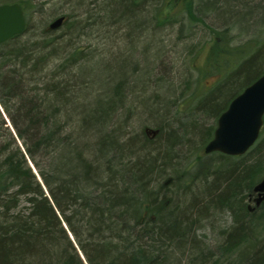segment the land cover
Instances as JSON below:
<instances>
[{"label": "trees", "instance_id": "16d2710c", "mask_svg": "<svg viewBox=\"0 0 264 264\" xmlns=\"http://www.w3.org/2000/svg\"><path fill=\"white\" fill-rule=\"evenodd\" d=\"M13 2L27 24L0 43V104L14 127L0 109V264H264V236H254L264 224L254 190L264 178V125L242 155L204 150L220 114L264 73V42L232 46L227 29L264 19V0L208 1L227 24L198 48L208 52L201 77L215 79L186 107L150 59L177 24L188 20L191 40L209 27L194 0H183L182 20L160 0H81L73 6L82 17L62 12L51 20L65 16L59 28L40 30L31 26L39 6L2 0ZM93 24L110 37L112 24L126 33L113 38L114 56L85 64V46L73 40ZM226 213L231 225L208 244L201 230Z\"/></svg>", "mask_w": 264, "mask_h": 264}, {"label": "rangeland", "instance_id": "374dc122", "mask_svg": "<svg viewBox=\"0 0 264 264\" xmlns=\"http://www.w3.org/2000/svg\"><path fill=\"white\" fill-rule=\"evenodd\" d=\"M161 4L163 6H166L167 9H173L177 10L176 13L178 14L177 18L179 17L181 20L185 19L184 17V5L183 0H160ZM209 0H194V8L195 13L200 18H203L205 23L209 26H204V29L202 27L198 26L194 31H191L193 34V38L188 39L186 37L188 34H190L189 28L191 27V24L188 22V20L177 24L174 28L170 29L171 33L166 35H163L161 37V47L159 51V55L157 57L153 56L152 59H150L152 62H154V66H156L155 73L161 76H164V78L167 80L172 77V79L175 82V85L178 87L175 96L177 97L176 100L184 99L185 107L189 104L194 103L195 97H199L202 92H206L207 89H209L212 86V82L215 79L214 75H205L203 76L201 71L206 70L205 65L207 60V54L203 48L198 49L200 47V44L207 41V38H209V41L212 40L214 35L211 33L210 28H215L216 30H224L225 24V18L222 19L220 16H217L216 11L214 9L207 10L209 3ZM2 3V0H0V4ZM81 0H32V5L36 7V4L39 6V10L34 12L32 16V24L34 25L33 28L35 30H40L41 26L42 28H45V23L47 25L49 22H51L52 18L55 15H59L62 12L68 13V12H74L78 8H74L75 6L80 4ZM210 7V6H209ZM212 7V6H211ZM210 7V8H211ZM92 8L91 11H93L95 8L94 6L90 7ZM82 9H88V8H82ZM86 10H81L80 8L76 11L77 14H79L80 17H82V13H84ZM51 12V13H50ZM155 12V8H152V14ZM42 14V16H40ZM51 14V15H50ZM44 22V23H43ZM249 23V22H248ZM256 24H260V26H264V19L258 20ZM256 24H248L246 25L247 28L244 26L242 27L241 23L234 24L233 22H230V26L227 27L230 28V33L234 35V42L232 43V46H238V43L245 42L246 40H249L250 38L257 37L258 41L264 42V28L262 29H255ZM115 25V24H112ZM108 29L111 31V34L113 37H110L109 31L107 33H104V31L96 24L91 25L86 30V33H83L81 36L77 37L76 40H73V42L78 43V45L85 46L87 56L90 58L88 61L85 62V64L90 63L91 60H101V59H109L111 58L110 55H115L116 52H118V45L121 44L119 41H112L115 37L118 39L119 35H124L126 32L121 26H112ZM186 26V27H185ZM255 26V27H254ZM184 27V28H183ZM61 30H57V32H60ZM160 31H164L163 29H160ZM158 31V32H160ZM167 31V30H166ZM160 32L162 34H165V32ZM169 32V31H168ZM258 32V33H257ZM89 33V34H88ZM257 35V36H256ZM263 38V39H262ZM63 40V39H62ZM253 42V41H252ZM164 43V44H163ZM182 43V44H181ZM253 42L251 44V48L254 49L255 44ZM200 50V51H199ZM199 51L197 55V59H193V56L195 55V52ZM87 57V58H88ZM108 57V58H106ZM141 57V55H140ZM142 60V59H141ZM239 60L231 61L227 66V70H231ZM141 63V62H140ZM145 64V62H143ZM142 64V63H141ZM154 87L153 84L150 85V89ZM154 89V88H153ZM173 98V96H172ZM129 109L126 113H129ZM138 111L132 107L131 109V117H136L138 114ZM2 118L6 120L5 126H8V129L11 130L14 133V127L12 124V121L8 115H5V113H2ZM7 117V119H6ZM198 119L203 122L205 125L214 124L215 120L205 116L202 113H199ZM7 128V127H6ZM6 128H0V132L6 133ZM138 128H140L138 126ZM144 128V127H142ZM141 129V128H140ZM1 142V141H0ZM205 160H209V158H206ZM186 162V160H185ZM185 162L181 166V168L184 169ZM183 163V162H182ZM194 172V171H193ZM186 175H189V172L186 173ZM255 188V186H254ZM186 189V188H185ZM232 223V217L228 213L225 215L221 214L220 219L215 218L212 220V222H206V225L204 229L201 231H205V234H207V238H205V241L213 245L215 244L216 240H221V238L218 235V232L221 229H225L228 225L230 226ZM217 228V229H214ZM200 231V232H201ZM200 232H197L198 234H201ZM255 238L258 239L260 237L264 236V224L258 227V229L255 232ZM249 246L248 244H245L242 246V248H247ZM251 248V246H249ZM218 262H224L225 260L221 259L219 255L214 256V259ZM234 260V259H230Z\"/></svg>", "mask_w": 264, "mask_h": 264}, {"label": "water", "instance_id": "95a60500", "mask_svg": "<svg viewBox=\"0 0 264 264\" xmlns=\"http://www.w3.org/2000/svg\"><path fill=\"white\" fill-rule=\"evenodd\" d=\"M65 16H59L50 23V28H59ZM26 17L20 3L0 4V43L25 30ZM264 124V73L241 93L236 95L228 108L221 113L213 138L206 144V153L214 151L230 155L244 154L258 139ZM155 135L157 130L147 129ZM259 192L256 200L264 199V178L254 188Z\"/></svg>", "mask_w": 264, "mask_h": 264}, {"label": "bare ground", "instance_id": "6f19581e", "mask_svg": "<svg viewBox=\"0 0 264 264\" xmlns=\"http://www.w3.org/2000/svg\"><path fill=\"white\" fill-rule=\"evenodd\" d=\"M0 109H1L2 113H5V115H7L6 112L3 110V107L1 106V104H0ZM6 119H7V117H6Z\"/></svg>", "mask_w": 264, "mask_h": 264}]
</instances>
